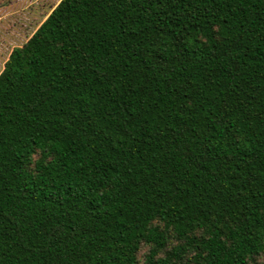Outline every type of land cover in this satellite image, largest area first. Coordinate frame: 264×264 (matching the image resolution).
Returning a JSON list of instances; mask_svg holds the SVG:
<instances>
[{
  "label": "trees",
  "instance_id": "trees-1",
  "mask_svg": "<svg viewBox=\"0 0 264 264\" xmlns=\"http://www.w3.org/2000/svg\"><path fill=\"white\" fill-rule=\"evenodd\" d=\"M0 264H264V0H59L0 71Z\"/></svg>",
  "mask_w": 264,
  "mask_h": 264
},
{
  "label": "rangeland",
  "instance_id": "rangeland-1",
  "mask_svg": "<svg viewBox=\"0 0 264 264\" xmlns=\"http://www.w3.org/2000/svg\"><path fill=\"white\" fill-rule=\"evenodd\" d=\"M59 0H0V71L13 47L21 46Z\"/></svg>",
  "mask_w": 264,
  "mask_h": 264
}]
</instances>
